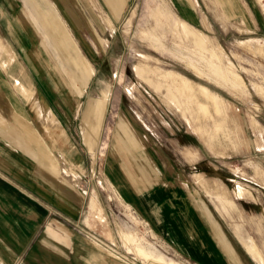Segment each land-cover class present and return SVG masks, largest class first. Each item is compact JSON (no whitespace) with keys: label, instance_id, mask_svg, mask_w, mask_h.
<instances>
[{"label":"rangeland","instance_id":"1","mask_svg":"<svg viewBox=\"0 0 264 264\" xmlns=\"http://www.w3.org/2000/svg\"><path fill=\"white\" fill-rule=\"evenodd\" d=\"M0 1L13 17L0 22L20 27L28 49L15 51L7 35L5 44L30 65L29 76L82 157L78 163L68 158L59 170L84 194L85 218L87 207L99 206L91 217L99 216L103 235L88 228L98 221L93 218L88 227L70 224L75 231L91 240L95 235V243L116 255L118 264H193L172 244L185 230L180 222L203 219L197 208L221 221L235 239L229 223L244 230L220 214L231 212L254 237L238 234L255 260L250 244L258 248L261 239L248 221L259 216L264 237V0H232L228 6L221 0H127L115 13L101 0H52L86 64L94 67L76 114L31 25L19 14L21 0L15 10L9 0ZM84 72L86 80L92 72ZM101 91L88 107L94 115L86 118L90 143L103 119L93 154L80 125L89 98ZM61 101L68 109L63 118L57 115ZM121 117L141 145L130 158L110 153L118 144ZM185 149L192 151L189 160ZM142 159L149 163L141 179L133 162ZM237 185L241 198L233 193ZM119 190L135 195L136 203L124 202ZM159 208L171 222L164 228L156 227Z\"/></svg>","mask_w":264,"mask_h":264},{"label":"crops","instance_id":"2","mask_svg":"<svg viewBox=\"0 0 264 264\" xmlns=\"http://www.w3.org/2000/svg\"><path fill=\"white\" fill-rule=\"evenodd\" d=\"M101 1L108 5L112 13L119 11L121 5L127 3V0ZM231 1L221 0L219 3L227 5ZM21 2L19 14L31 25L40 48L48 56L49 67L58 74L62 85L67 89L68 100L76 114L81 104V95L94 74V67L86 64L80 47L72 39L65 20L52 0ZM9 3L15 10L17 0H9ZM111 4L118 5L117 9H113ZM7 12L8 8L0 1V20L13 19ZM112 18L115 19V15ZM19 28L13 23L4 25L0 22V264H118L116 255L95 243V235L92 236L93 240L88 239L70 225L79 226L82 223L88 227L92 223L89 219L93 218L98 221H93L92 227L88 228L98 236L103 235L99 216L91 217L94 212L100 211L97 209L99 206L87 207L85 218L84 194L71 185L59 170V165H64L68 158L69 161L70 158L74 161L77 157L75 161L78 163L82 157H78L74 145L67 140L49 98L42 92L38 82L29 76L30 65L16 59L12 49L3 40L7 35L12 42L11 46L17 45L16 48L13 47L15 51H24L28 44L20 39L19 36L23 34ZM48 43L57 47L61 56L55 55V49H51ZM68 44L72 46L69 48V56L65 52ZM85 68L92 72L86 80ZM104 91L89 98L81 118V136L93 154L99 143L103 119L97 124L99 132L94 137L95 141L90 143L85 137L90 131L87 130L90 129V124L86 118L94 115L89 112L88 107L97 103ZM175 107L179 111L176 105ZM58 108L57 115L62 118L68 115V109L62 101ZM118 130V144L111 148L110 153L116 158L120 152L126 153L130 158L132 149L141 146L137 135L122 117L118 120ZM191 152L190 149L182 150L183 157L189 160ZM142 160L140 163L132 161L141 179L145 173L143 170L149 163L147 159L144 162ZM69 168L71 167L63 168L66 175L70 174ZM196 174L193 176L197 180ZM261 180L264 182L263 171ZM237 188L238 185L233 193L235 198H241L237 194ZM119 194L127 204L136 203V196L129 191L119 190ZM195 210L203 219L194 220L195 222L181 221L185 230H181L180 238L175 236L177 242L172 243L180 252L183 251L186 259L193 264H264L258 250L259 248L264 256V237L259 216L249 217L248 221L261 239L259 243L255 241L258 248L253 243L250 244V251L257 263L245 249L238 234L253 236L243 228L242 223L234 219L231 212L228 216L220 214L244 230H238L229 223L235 239L230 238L221 221L208 219L200 209ZM158 211L156 227L164 228L171 222L165 219V210L159 208Z\"/></svg>","mask_w":264,"mask_h":264}]
</instances>
